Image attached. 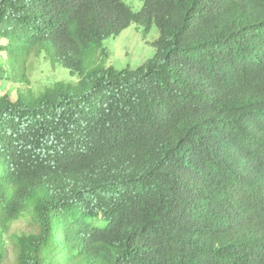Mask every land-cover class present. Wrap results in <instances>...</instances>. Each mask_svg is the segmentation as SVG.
Returning <instances> with one entry per match:
<instances>
[{"label": "trees", "instance_id": "trees-1", "mask_svg": "<svg viewBox=\"0 0 264 264\" xmlns=\"http://www.w3.org/2000/svg\"><path fill=\"white\" fill-rule=\"evenodd\" d=\"M140 1L0 0V82L23 86L0 94V230L33 225L14 264H202L218 217L264 264V0ZM131 23L152 58L96 63ZM43 52L77 79L34 94Z\"/></svg>", "mask_w": 264, "mask_h": 264}, {"label": "rangeland", "instance_id": "rangeland-1", "mask_svg": "<svg viewBox=\"0 0 264 264\" xmlns=\"http://www.w3.org/2000/svg\"><path fill=\"white\" fill-rule=\"evenodd\" d=\"M133 11H138L142 7L140 0H122ZM159 36V30L154 24H151L146 34L142 27L132 23L118 36L109 37L102 42L101 48L105 54H101L100 49L95 51L97 57L96 63L112 66L116 70L122 68H136L148 59L152 58L155 48L152 45ZM3 41V39H1ZM6 53L0 52V62L4 65L7 73L10 72V66L7 63ZM26 73L29 79V88L34 94L41 92L46 86L52 85L55 81L72 82L77 79L72 77L69 70L58 63L52 64L50 56L43 52L42 55L33 56L28 63ZM22 84L15 83L11 79L0 82V94L9 92L16 95L18 90L22 89ZM33 231L31 224V214H26L14 221L7 231L0 230V246L3 247L5 258L14 264V236Z\"/></svg>", "mask_w": 264, "mask_h": 264}, {"label": "clouds", "instance_id": "clouds-1", "mask_svg": "<svg viewBox=\"0 0 264 264\" xmlns=\"http://www.w3.org/2000/svg\"><path fill=\"white\" fill-rule=\"evenodd\" d=\"M145 61L146 60L142 63ZM131 69L134 70L135 68ZM232 226H235L233 221H226L218 217L217 220L206 229L201 237V239H203L202 247L201 249L199 248V257L202 264H240V252L234 249L237 242L229 231Z\"/></svg>", "mask_w": 264, "mask_h": 264}]
</instances>
